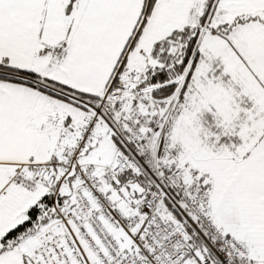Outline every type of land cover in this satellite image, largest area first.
Returning a JSON list of instances; mask_svg holds the SVG:
<instances>
[{
  "label": "snow or ice",
  "instance_id": "snow-or-ice-1",
  "mask_svg": "<svg viewBox=\"0 0 264 264\" xmlns=\"http://www.w3.org/2000/svg\"><path fill=\"white\" fill-rule=\"evenodd\" d=\"M0 264H264V0H0Z\"/></svg>",
  "mask_w": 264,
  "mask_h": 264
}]
</instances>
